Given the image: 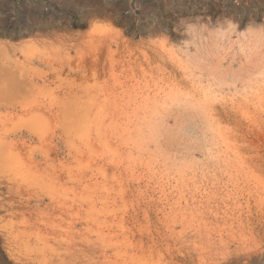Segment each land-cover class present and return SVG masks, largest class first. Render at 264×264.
I'll return each instance as SVG.
<instances>
[{"label": "rangeland", "instance_id": "obj_1", "mask_svg": "<svg viewBox=\"0 0 264 264\" xmlns=\"http://www.w3.org/2000/svg\"><path fill=\"white\" fill-rule=\"evenodd\" d=\"M263 135L264 0H0V264H264Z\"/></svg>", "mask_w": 264, "mask_h": 264}, {"label": "bare ground", "instance_id": "obj_2", "mask_svg": "<svg viewBox=\"0 0 264 264\" xmlns=\"http://www.w3.org/2000/svg\"><path fill=\"white\" fill-rule=\"evenodd\" d=\"M23 62V61H22ZM14 63L16 64V65H18L19 64V62L18 61H14ZM25 85H23V86H21V90L19 91V94L18 95H15V96H13L12 98H10V100L7 102V104H6V106L5 107H7V108H10V109H16L17 108V106L20 108V113H22L21 115H24V114H26V115H28V113H29V111H31V110H33V105L32 104H26V103H22L21 102V104H19V102H18V100H20L19 98L23 95V91L25 90V89H27V85L24 87ZM9 106V107H8ZM30 114V113H29ZM221 115V114H220ZM25 116V115H24ZM29 116V115H28ZM258 117V116H257ZM253 123V122H252ZM26 136V135H25ZM262 136V135H261ZM264 136V135H263ZM24 138V137H23ZM71 138V137H70ZM14 140V139H13ZM25 141H22V140H19L18 142H14V141H12V145L14 146V149H16L15 147H17V149H18V147H20V146H22V147H24L25 146ZM9 144L11 145V143L9 142ZM10 145H9V147H10ZM11 148V147H10ZM16 149V150H17ZM20 149V148H19ZM258 152V151H257ZM262 154V153H261ZM259 157V156H258ZM262 158H264V157H262ZM252 159V158H251ZM257 159V158H256ZM255 159V160H256ZM254 160V159H253ZM35 162H37V161H35ZM264 163V162H263ZM258 164V163H257ZM38 165V164H37ZM263 165V164H262ZM37 168V167H36ZM264 175V174H263ZM9 181H12V180H9ZM55 203V202H54ZM26 219V218H25ZM24 222L23 223H25V220H23ZM27 222H28V220H27ZM29 223V222H28ZM27 223H25L24 225H26ZM12 225H15V223H12ZM11 225V226H12ZM21 225H23L22 224V222L20 223V226ZM27 226V225H26ZM14 227V226H13ZM12 236H13V240H17V238H18V235H17V233H15L14 231L12 232ZM26 236V235H25ZM16 242V241H15ZM11 250V249H10ZM68 256V255H67ZM13 257V256H12ZM185 261V260H184ZM61 264H62V262H60ZM63 264H65V263H63Z\"/></svg>", "mask_w": 264, "mask_h": 264}]
</instances>
